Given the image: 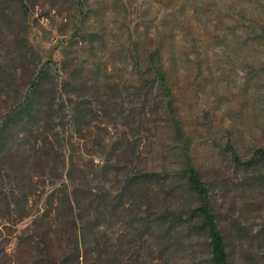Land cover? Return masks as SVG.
<instances>
[{
  "label": "rangeland",
  "instance_id": "obj_1",
  "mask_svg": "<svg viewBox=\"0 0 264 264\" xmlns=\"http://www.w3.org/2000/svg\"><path fill=\"white\" fill-rule=\"evenodd\" d=\"M1 15L13 30L0 26V264L57 258L63 245L70 254L67 233L47 235L59 197L74 202V230L94 222L110 243L132 218L164 210L195 226L202 200L181 175L189 165L207 185L229 264H264V160L245 165L264 150V0H0ZM154 55L169 94L148 69ZM45 71L50 108L38 121L20 105ZM144 173L167 176L133 207L128 180ZM77 195L109 208L79 211ZM188 235L195 254L184 264H212L206 233Z\"/></svg>",
  "mask_w": 264,
  "mask_h": 264
},
{
  "label": "trees",
  "instance_id": "obj_2",
  "mask_svg": "<svg viewBox=\"0 0 264 264\" xmlns=\"http://www.w3.org/2000/svg\"><path fill=\"white\" fill-rule=\"evenodd\" d=\"M23 3V0H19ZM7 15L0 16V26L3 30L10 32V27L13 30L12 22ZM19 54L15 55L17 64L23 65L27 59V52L18 50ZM34 52L32 56H34ZM153 60L148 67L149 71H153L154 79L157 81L163 91L168 93L167 73L163 66L157 61L154 55ZM48 72L39 73L38 82L32 80L30 86L32 92L27 94L25 101L20 105V110L31 107L36 108V115L38 121L47 113L50 108L49 103L43 99L44 90H42L41 81ZM1 89L10 87V81H2ZM42 90V91H41ZM104 90H100V94ZM36 103V104H35ZM35 104V105H34ZM14 111V109L12 110ZM85 115V114H84ZM87 115V113H86ZM27 122V116H22L17 120V129ZM32 134H27L22 139L21 144L29 143L32 140ZM13 142H17V136L11 138ZM233 152V151H232ZM234 158L238 159L235 152ZM40 159H36L40 162ZM259 160H264V150L258 149L255 156L247 161L246 167H253ZM239 161V159H238ZM119 166V161L117 162ZM113 165L108 170L118 171V166ZM185 176L187 183L192 187L197 196L202 200V204L195 208L194 215H199V222L195 226L182 224L177 222L182 219L183 213L177 214L164 210L155 218L151 220L148 217L141 219L132 218L126 229L128 234H123L116 243H110L106 240V230H102L99 225L94 222H89L84 231L75 229L73 225L77 223L75 217L76 207L74 202L68 198L59 197V202L54 208H49L48 215L51 219V211L54 210L53 220H57L56 228L48 231V236L51 238H60L67 233L68 244L73 246L68 256L65 255L66 246L59 247L60 255L56 258L47 253V258L36 260L34 264H44L50 261L52 264H184V255L195 254L192 251L190 242V234L193 230L203 231L206 233V241L209 248V259L212 264H229L230 255L228 252L227 243L222 231L219 228L218 221L215 214L211 210L208 200V188L196 169L189 165L182 174ZM167 176V173H144L141 177H133L128 180L129 186L136 184V189L130 188L131 193L137 192L133 195L132 206L137 205V200L140 198L151 201L150 195L152 192L149 189V183L153 179L162 181ZM160 183V182H159ZM171 191V190H170ZM173 193V192H172ZM127 194V193H126ZM159 194V192H156ZM76 203L79 211H86L88 208H93L96 214L102 209L106 210L109 205L101 200L100 197L92 200L91 205L85 204L83 198L76 196ZM139 200V201H140ZM96 201V202H95ZM120 206H116L115 210L118 212L126 211V208L120 210ZM136 215V214H135ZM137 216V215H136ZM99 219V218H98ZM65 222L71 225L72 230L65 228ZM51 242V240H50ZM110 254L112 257H110ZM62 256V257H61ZM27 264V263H26Z\"/></svg>",
  "mask_w": 264,
  "mask_h": 264
}]
</instances>
